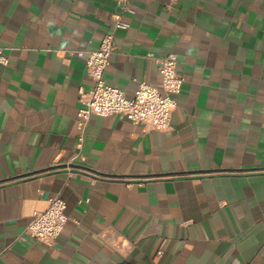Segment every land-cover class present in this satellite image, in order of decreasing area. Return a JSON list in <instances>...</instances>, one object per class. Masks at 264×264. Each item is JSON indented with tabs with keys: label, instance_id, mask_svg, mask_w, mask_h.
I'll use <instances>...</instances> for the list:
<instances>
[{
	"label": "crops",
	"instance_id": "obj_1",
	"mask_svg": "<svg viewBox=\"0 0 264 264\" xmlns=\"http://www.w3.org/2000/svg\"><path fill=\"white\" fill-rule=\"evenodd\" d=\"M118 12L106 82L160 86L174 52L178 106L169 130L94 114L80 148L71 51ZM0 54V264H264V0H0ZM55 194V244L18 239Z\"/></svg>",
	"mask_w": 264,
	"mask_h": 264
},
{
	"label": "built area",
	"instance_id": "obj_2",
	"mask_svg": "<svg viewBox=\"0 0 264 264\" xmlns=\"http://www.w3.org/2000/svg\"><path fill=\"white\" fill-rule=\"evenodd\" d=\"M119 1L125 9L129 0ZM114 18L113 29L103 36L99 47L71 51L79 56L86 54V72L92 80L89 90L83 87L79 90L81 106L77 116V128L80 148L85 140L89 119L94 114H121L148 129L169 130L172 126V112L178 106V94L184 84V78L177 69L178 57L174 52L159 59L160 86L142 81L134 96L128 97L124 90L108 84L104 74L115 50L116 32L128 27V23L121 18V12L116 13ZM0 60L7 62L2 54ZM68 219L64 198L60 194L50 196L47 207L33 213L18 239L51 246L55 244Z\"/></svg>",
	"mask_w": 264,
	"mask_h": 264
},
{
	"label": "water",
	"instance_id": "obj_3",
	"mask_svg": "<svg viewBox=\"0 0 264 264\" xmlns=\"http://www.w3.org/2000/svg\"><path fill=\"white\" fill-rule=\"evenodd\" d=\"M73 166H78V167L86 168L85 166H80V165H78V164H73Z\"/></svg>",
	"mask_w": 264,
	"mask_h": 264
}]
</instances>
